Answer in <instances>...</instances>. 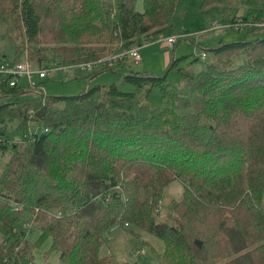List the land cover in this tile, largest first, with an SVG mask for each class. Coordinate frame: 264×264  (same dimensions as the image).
<instances>
[{
    "label": "trees",
    "instance_id": "obj_1",
    "mask_svg": "<svg viewBox=\"0 0 264 264\" xmlns=\"http://www.w3.org/2000/svg\"><path fill=\"white\" fill-rule=\"evenodd\" d=\"M178 1L142 0L135 11L133 0H0V64L61 68L157 40ZM199 12L259 21L264 0H201ZM258 31L211 45L201 65L194 57L177 67L172 58L168 68L181 77L173 89L166 73L121 75L158 87L161 105L115 83L42 95L43 81L10 86L0 74V264H47L49 252L53 264H116L98 249L112 227L129 226L162 240L155 264H264V37L249 38ZM7 119L19 140L5 135ZM30 122L42 136L28 132ZM172 180L181 196L158 219Z\"/></svg>",
    "mask_w": 264,
    "mask_h": 264
},
{
    "label": "rangeland",
    "instance_id": "obj_2",
    "mask_svg": "<svg viewBox=\"0 0 264 264\" xmlns=\"http://www.w3.org/2000/svg\"><path fill=\"white\" fill-rule=\"evenodd\" d=\"M200 2L201 0L178 1L172 14L171 26H168L164 34H161L157 40L140 45V61L137 66H131L129 60L125 59L122 62L123 64L121 63V66H115L113 71H103L90 77L91 75L89 74L93 70L72 68L69 71V69L66 68H51V66L48 65L43 79H39L36 76L33 78L34 82L40 83V81H43V85H40L36 91L42 95H73L94 85L115 83L122 91L135 92L143 101L161 105L162 100L158 87L152 86L149 90H146L147 88L145 86L136 87L131 83H122L120 80L121 75L126 73L128 69L134 71L143 70L154 75L166 73V79L170 82V86L173 89L180 84L181 77L176 68H168L172 58H178L176 61L177 67L186 66L194 57H199V62L195 63V65H201V62L205 58H201L200 54L212 45V41H214L213 45L217 43L224 44L232 41L244 40L248 35V27L245 25H241L238 28L233 26H219L200 33L199 31L207 27L210 22L207 15L199 12ZM132 8L135 11H141L142 0H133ZM243 12V8L240 7L237 14H242ZM216 19L218 22L220 21L219 18ZM173 33L182 39L179 40L176 45L174 44L169 47L161 37H167ZM258 37H264V29H259L257 34L249 36L250 39ZM19 83L25 85V79L21 77ZM100 93V91H97L95 95L99 96ZM1 126L9 140H19L21 138V132L15 128L13 119H7ZM40 127L41 124L30 122L27 129L30 133H40ZM5 159L6 152L0 150V166ZM181 193V184L176 180H172L163 191L158 204V219L162 218L166 213L165 209L168 201L170 199H178ZM35 237V231L28 232L27 238L33 240ZM48 246L49 238H46L33 249V262L40 263L42 261V254L44 251H48ZM163 248L164 245L161 239L137 227L129 226V228L127 227L120 230L112 227L104 234V242L98 249V255H111L116 264H155ZM140 251H143V253L141 254ZM137 253L140 254L136 256ZM47 255H50L46 260L47 264H53L56 261L54 254L49 252ZM137 257H139L138 261H136ZM19 264L29 263L27 261H22Z\"/></svg>",
    "mask_w": 264,
    "mask_h": 264
},
{
    "label": "built area",
    "instance_id": "obj_3",
    "mask_svg": "<svg viewBox=\"0 0 264 264\" xmlns=\"http://www.w3.org/2000/svg\"><path fill=\"white\" fill-rule=\"evenodd\" d=\"M220 22V21H219ZM217 19H212L209 22V25L205 28H202L199 32L203 33L208 30H211L215 27H235L238 28L241 25H245L248 28H256V29H264V19L255 21L253 17H249L248 19L241 20L238 19L234 23H219ZM160 37V36H159ZM179 38L178 35H175L174 33L167 36V37H161L162 40H165V42L168 44L169 47L174 45L176 40ZM146 42H143V44ZM139 48L140 45L137 43H132L128 45L126 48H122L119 51H116L114 53L105 55L103 57H100L94 61H82L77 62L73 64H69L66 66H63L61 68L66 69H72V68H79V69H85V70H95L103 67H111L114 66L116 63L123 62L125 59L129 60V63L131 66H137L140 61V55H139ZM201 58L205 57V52H201L200 54ZM46 69H38L31 65H29L25 60L19 61L15 63L14 65L8 66L5 64H0V74L2 75H9V85H14L15 82H18V80L23 77L25 79V84L33 85L35 82L33 81V78L36 76L37 78H42L46 74ZM45 131V129L43 130Z\"/></svg>",
    "mask_w": 264,
    "mask_h": 264
},
{
    "label": "crops",
    "instance_id": "obj_4",
    "mask_svg": "<svg viewBox=\"0 0 264 264\" xmlns=\"http://www.w3.org/2000/svg\"><path fill=\"white\" fill-rule=\"evenodd\" d=\"M217 35V34H216ZM220 40V39H219ZM214 44V41H212V45ZM211 46V45H210ZM20 80V79H19ZM19 80H18V82H19ZM20 84V83H19ZM22 85V84H21Z\"/></svg>",
    "mask_w": 264,
    "mask_h": 264
},
{
    "label": "water",
    "instance_id": "obj_5",
    "mask_svg": "<svg viewBox=\"0 0 264 264\" xmlns=\"http://www.w3.org/2000/svg\"><path fill=\"white\" fill-rule=\"evenodd\" d=\"M43 135V133H40L38 136L40 137V136H42Z\"/></svg>",
    "mask_w": 264,
    "mask_h": 264
}]
</instances>
